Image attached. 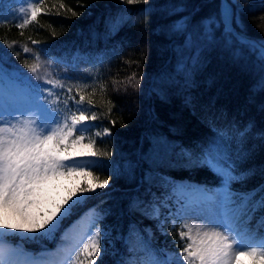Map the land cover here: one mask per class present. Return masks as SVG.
<instances>
[{
  "label": "trees",
  "instance_id": "16d2710c",
  "mask_svg": "<svg viewBox=\"0 0 264 264\" xmlns=\"http://www.w3.org/2000/svg\"><path fill=\"white\" fill-rule=\"evenodd\" d=\"M227 2L240 24H233L236 32L249 41H264V0ZM221 5V0H149L136 5H120L118 0H42L39 7L51 14L39 15L23 29L0 24L4 67L9 72L18 69L20 74L13 77L19 80L31 78L25 63L35 64L37 54L65 66H72L77 56L103 58L98 78L81 93L93 99L96 122L111 130L96 141L99 151L112 153L105 159L111 167L93 169L103 179L109 178L111 185L89 194L63 223L65 227L87 207L97 209L100 225L115 247L114 252L106 250L98 264H144L148 253L132 246V230L157 256L161 248L181 249L177 229L163 235L143 212L168 195L176 179L217 182L213 171L200 166L199 158L204 146L216 138L214 130L235 137L230 141L233 158L237 153L246 157L239 169L254 170L232 188L248 193L264 185V91L259 87L264 66L255 50L225 34L219 19ZM69 8L79 15L72 16ZM124 9L131 10L132 22L112 27V21L126 14ZM184 19L189 22L187 33L170 30L174 21ZM33 40L39 45L34 46ZM24 46L30 52H23ZM195 53L201 54L202 63L194 70L192 86L181 91L183 78L176 74L177 63L183 58L191 65L189 57ZM133 75L140 80L139 87L127 84ZM161 90L166 93L164 99L159 96ZM186 96L195 104H186ZM206 111L214 119L205 120ZM249 122L254 127L241 142L236 132ZM258 201H264V190L256 191L246 204L239 197L236 203L242 215H250L264 231V206ZM145 226L152 228L150 236Z\"/></svg>",
  "mask_w": 264,
  "mask_h": 264
},
{
  "label": "snow or ice",
  "instance_id": "6c2138e0",
  "mask_svg": "<svg viewBox=\"0 0 264 264\" xmlns=\"http://www.w3.org/2000/svg\"><path fill=\"white\" fill-rule=\"evenodd\" d=\"M118 3L148 4L149 0H118ZM60 8L64 9L65 5L61 3ZM67 10L72 16L79 15L70 8ZM123 11L126 14L112 21V27L119 28L132 22L131 10ZM140 11L143 13L148 10ZM20 12L23 22L16 25L20 29L37 21L41 14H51L45 13V10L35 3L29 4L27 9L21 8ZM55 14L59 15V10ZM219 19L223 22L225 34L255 50L264 66V41H249L236 32L233 24L237 27L240 24L236 21L232 5H221ZM188 23L187 19L183 22L174 21L170 30L174 33H187ZM189 39L190 37H186V40ZM31 43L34 46L39 45L35 40ZM8 47L12 45L9 44ZM23 52L28 53L30 49L24 46ZM234 56L239 58V53H234ZM35 59V64L25 63V67L40 81L42 78L39 72L43 65L39 62V54ZM189 59L192 60L191 65L182 58L176 66L177 76L183 78L181 91L192 86L194 70L202 63L200 53H195ZM4 60L5 57L0 55V237L8 233L33 240L54 237L63 227L64 221L89 198L87 194L109 186V178L100 180L93 169L102 167L104 160L112 156L111 152L99 151L96 148L97 138L110 135L111 130L104 128L103 133L86 135L95 127L92 122L99 117L96 112L88 114L95 104L93 99L81 93L80 88H77L79 99L72 95L71 87L67 89L69 98L63 101L64 108L67 109L70 102L76 107V110L70 113L62 111L58 100L50 98L52 92L49 86L55 89L58 81L43 79L42 83L33 84L31 78H26V86L18 87L15 91L6 89L5 82L11 84L10 77L20 73L15 68L9 72L4 67ZM169 80L170 83H176L172 78ZM127 84L139 87L140 80L133 75L128 78ZM259 87L264 91V77L261 78ZM103 88L101 85L102 91ZM159 96L164 99L166 93L161 90ZM111 103L109 101V104ZM185 103L194 105L195 101L186 96ZM85 104L88 105L87 109L83 107ZM203 116L205 120L214 119L210 111L204 112ZM253 127L252 122H249L243 129L237 130L236 136L243 142ZM214 137L216 138L201 151L200 166L207 167L220 178V187L224 191L219 198V215L197 216L196 218L204 223L197 226L195 234H192V228L184 225L188 230L181 231L179 236L182 240L187 237L189 242L179 254L169 252L165 253L164 258H159L146 245L145 251L149 258L144 264H243V258H248L251 264H264V233L253 232L247 226L251 216L242 222L236 211L237 197L246 204L247 199L255 195L256 191L264 190V185L248 193L234 190L232 185L248 179L254 174V170L239 169V164L246 157L237 153L236 158H233L230 141L235 137L220 130H214ZM257 203L264 206V201ZM135 206L134 204L133 207ZM255 211L254 208L253 212ZM143 214L150 219H158L160 207L153 204L151 211L145 208ZM85 215L90 223L97 219L95 209H90ZM205 225L208 227L205 228ZM106 235L104 229L97 228L88 242L83 243L77 259L81 254H85L87 264H98L102 261L106 250L101 241ZM62 239H68L67 233ZM24 255L22 252L0 251V264H39L35 259L21 260L20 257Z\"/></svg>",
  "mask_w": 264,
  "mask_h": 264
},
{
  "label": "rangeland",
  "instance_id": "374dc122",
  "mask_svg": "<svg viewBox=\"0 0 264 264\" xmlns=\"http://www.w3.org/2000/svg\"><path fill=\"white\" fill-rule=\"evenodd\" d=\"M39 1L40 0H27V2H25V0H0V24L9 22L17 25L22 23L23 19L20 9H27L31 3L38 5ZM39 62L43 65L39 72L42 80L38 81L36 76L32 73L31 82L33 84L42 83L43 79L58 81L59 83L55 89H51V86H49L52 92V97L50 98L58 100V106L60 109L70 113L75 111L76 107L70 102L68 108H64L63 101L69 98V94L67 92L68 87L72 88L73 95L75 92L77 93V88H80L81 90L85 88V85L88 86L89 84H92L97 78L99 68L103 63V58L79 56L75 58L74 64L68 68H62L50 59L41 58ZM46 73L48 75H45ZM11 81V84L5 82V88L10 91H15L18 87H24L27 85V83L24 82L23 84H20L17 80L11 79ZM41 91H43V89H41ZM83 107L87 109L88 105L85 104ZM92 112L93 111L90 110L88 114L91 115ZM92 123L95 127H92L86 135H92L96 132L103 133L104 128L102 126H100L96 121H93ZM105 137L107 136L101 135L97 138V141L102 140ZM106 165L109 167V162L106 163L105 161V163H103V166ZM94 173L100 180H103L100 175L96 172ZM218 180L220 181L219 177ZM110 185L111 183L109 186ZM99 190H104V188L97 189V191ZM223 191L224 190L220 187V182L218 185L208 188L203 186L197 187L193 184L189 185L186 182H178L177 189L174 191L171 198L173 203H170L167 199L160 200L161 205L166 208V211L160 212V216L158 219L154 220V224L160 228L162 234H166L168 232V228L172 226H178L180 232L187 231L188 229L183 227L184 225L192 228V234H195L197 226L204 223L203 220L197 219V216L214 217L219 215V198L223 195ZM184 210H186L188 214H185ZM86 213H89V211L79 216V219L75 223L71 224L66 230L65 233H67L68 239H62L63 241H60L58 238L55 248L48 247L45 243V241H51L54 237H40L33 240L21 238L20 236L8 233L3 237H0V251L22 252L25 255L20 257L21 260L35 259L39 262V264H73V261H75V264H81V262L82 264H87L86 255L81 254L77 259V254L80 252V248L83 247V243L88 242L91 238V234L94 233L97 228H100V225L97 219L95 222L90 223L89 218L85 215ZM246 219H241L240 217L242 222ZM250 224L251 221L247 226L252 231L258 233L256 229L250 227ZM207 227L208 226L205 225V228ZM144 229L147 233L151 234L152 228L150 226H145ZM105 232L107 235L102 238V247H104L105 250L114 252L115 247L112 238L109 236L108 231L105 230ZM65 233L62 237L65 236ZM188 242L187 237L183 240L181 239V249ZM142 243L141 237L139 235H134L132 245L141 249L143 248ZM29 245L43 247L39 249V252L36 255L37 251L33 248L31 249ZM181 249H167L165 253L175 252L179 254ZM243 264H251V262L248 258H243Z\"/></svg>",
  "mask_w": 264,
  "mask_h": 264
},
{
  "label": "water",
  "instance_id": "95a60500",
  "mask_svg": "<svg viewBox=\"0 0 264 264\" xmlns=\"http://www.w3.org/2000/svg\"><path fill=\"white\" fill-rule=\"evenodd\" d=\"M227 4V0H221V4Z\"/></svg>",
  "mask_w": 264,
  "mask_h": 264
}]
</instances>
